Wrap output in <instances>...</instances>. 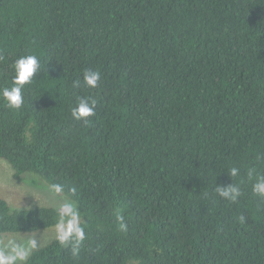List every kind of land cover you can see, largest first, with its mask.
<instances>
[{
    "label": "trees",
    "instance_id": "obj_1",
    "mask_svg": "<svg viewBox=\"0 0 264 264\" xmlns=\"http://www.w3.org/2000/svg\"><path fill=\"white\" fill-rule=\"evenodd\" d=\"M28 55L22 106L0 98V159L59 184L85 236L18 264H264V0H0V89ZM57 222L0 199V237Z\"/></svg>",
    "mask_w": 264,
    "mask_h": 264
},
{
    "label": "clouds",
    "instance_id": "obj_2",
    "mask_svg": "<svg viewBox=\"0 0 264 264\" xmlns=\"http://www.w3.org/2000/svg\"><path fill=\"white\" fill-rule=\"evenodd\" d=\"M39 61L35 55L21 57L13 65L14 77L13 86L0 89V98H2L9 108L19 109L23 104L22 89L26 84L31 83L32 78L39 70ZM100 80V73L86 71L84 73V83L89 87H96ZM80 81H76L73 87H79ZM95 101L91 103L87 98L79 99L77 106L72 109V118L85 123L88 118L95 114ZM238 169H231V176H236ZM251 175V172L249 173ZM254 193L264 197V176L257 179L253 185ZM50 192L56 196H60L63 192L59 184H52ZM218 194L227 200L235 202L240 195L239 188L232 184L226 187H217ZM119 227L122 231L127 230V224L124 223L122 216L118 217ZM243 221V217H241ZM57 239L61 244H66L70 241H75L77 244L84 239L85 233L80 226V216L76 206L71 201L64 199V202L58 209V222L55 225ZM34 242H31L27 247L18 245L15 241H9L8 244L0 249V264H18L26 260L29 251L34 247Z\"/></svg>",
    "mask_w": 264,
    "mask_h": 264
},
{
    "label": "rangeland",
    "instance_id": "obj_3",
    "mask_svg": "<svg viewBox=\"0 0 264 264\" xmlns=\"http://www.w3.org/2000/svg\"><path fill=\"white\" fill-rule=\"evenodd\" d=\"M0 199L6 200L16 209L50 207L58 210L64 199L71 201L51 193L50 188L37 177L25 174L15 178L10 165L2 159H0ZM56 237L55 226L29 234H6L0 237V249H3L9 241H15L25 247L34 242L35 246L30 249V254Z\"/></svg>",
    "mask_w": 264,
    "mask_h": 264
}]
</instances>
